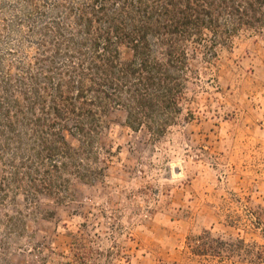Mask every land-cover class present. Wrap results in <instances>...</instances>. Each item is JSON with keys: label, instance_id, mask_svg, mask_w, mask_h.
I'll return each mask as SVG.
<instances>
[{"label": "trees", "instance_id": "1", "mask_svg": "<svg viewBox=\"0 0 264 264\" xmlns=\"http://www.w3.org/2000/svg\"><path fill=\"white\" fill-rule=\"evenodd\" d=\"M0 18V204L24 202L0 219V264H14L16 252L27 253L25 264H44L54 260L43 246L22 242L33 238L27 222L54 217L44 200L63 205L78 183L104 182L114 157L101 141L109 114L124 111L132 130L163 138L184 112L190 84L216 76L222 52L242 33L264 30V0H13L0 4ZM91 214L68 254L49 250L63 258L56 264L129 263L122 243L132 236L118 216L102 209L101 223ZM252 226L264 236L261 204L252 207ZM191 242L197 256L264 264L258 242L232 244L209 231Z\"/></svg>", "mask_w": 264, "mask_h": 264}, {"label": "rangeland", "instance_id": "2", "mask_svg": "<svg viewBox=\"0 0 264 264\" xmlns=\"http://www.w3.org/2000/svg\"><path fill=\"white\" fill-rule=\"evenodd\" d=\"M123 58L130 60L132 51L125 48ZM216 71L202 74L203 87L190 84L183 114L160 140L145 128L132 130L124 111H112L101 138L114 152L104 182L78 183L63 205L44 200L42 210L54 217L28 220L33 238L22 242L42 245L54 260L44 264H56L63 258L49 250L68 254L91 213L104 223L100 211L106 209L132 236L122 243L130 254L125 264H252L236 254L194 255L191 238L209 231L232 244H264L262 232L252 226V207L264 206V30L242 33L232 50L222 52ZM1 175L0 166V181ZM23 207L22 198L16 206L0 204V219ZM102 230L100 224L94 228ZM107 238L102 234L99 241L103 249L112 245ZM10 259L25 264L28 256L16 252Z\"/></svg>", "mask_w": 264, "mask_h": 264}]
</instances>
